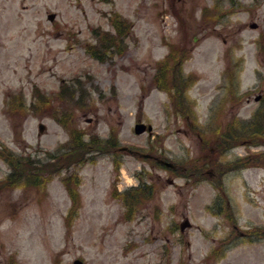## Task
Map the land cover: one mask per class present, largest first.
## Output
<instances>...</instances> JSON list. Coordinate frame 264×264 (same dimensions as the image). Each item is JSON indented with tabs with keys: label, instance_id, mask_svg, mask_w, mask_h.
I'll list each match as a JSON object with an SVG mask.
<instances>
[{
	"label": "rangeland",
	"instance_id": "1",
	"mask_svg": "<svg viewBox=\"0 0 264 264\" xmlns=\"http://www.w3.org/2000/svg\"><path fill=\"white\" fill-rule=\"evenodd\" d=\"M96 31L122 51L95 58ZM260 106L264 0H0V180L17 170L0 181V264H264V235L244 238L264 229V166L219 182L211 164L264 145L210 152Z\"/></svg>",
	"mask_w": 264,
	"mask_h": 264
},
{
	"label": "trees",
	"instance_id": "2",
	"mask_svg": "<svg viewBox=\"0 0 264 264\" xmlns=\"http://www.w3.org/2000/svg\"><path fill=\"white\" fill-rule=\"evenodd\" d=\"M122 23L123 22H121V20H118L116 17L113 19V26H114L115 30L117 31L116 35H118V37L120 36L119 30H120ZM97 32H99V31L95 32V35H97V38L99 39V41L97 43L98 45L97 46H91V45L89 46L88 45V49H91L89 52L95 58L102 60L104 55L108 54L107 53L108 50L120 49L119 45H118V43L120 42V39L117 38L115 35L109 34L107 31H101L102 32L101 35H99V33L97 34ZM121 51L122 50L120 49L118 51V53H120ZM173 54H174V52L171 51V55H173ZM168 59H169V56H168L167 60ZM166 61L164 60V61L160 62V66L157 70V73L154 75V81H155L154 83L156 85H159L160 87L165 81V79H163L164 77L161 75V72H162L163 65L165 64ZM161 63H163V64H161ZM172 82H173L174 86L180 87L181 83H180L179 78H175V79L173 78ZM61 88H63V86H61ZM172 97H174L173 94H172ZM250 120L248 122H245L241 126H237L236 128H230V126H229L227 129L224 130V132L221 133V137L219 136V134L222 130H220L218 136L214 140V143H211V145H213V147L211 146L210 152L212 153V152L218 150L219 151L218 154H220L224 150H226L227 148L229 149L230 146H233L232 141H234L235 139L239 138V139L243 140L246 137H249L251 139L253 136H257L255 138L258 140H261V142H254L253 141L254 145H258V144L264 145V106L258 107L254 111V113L252 115V119H250ZM112 139L113 138H110L108 140V143L112 142ZM231 142H232V144H231ZM83 144L85 145L84 142H83ZM83 144H82V142L75 141V144H73L70 149L77 150L79 148L78 150H82ZM67 151L65 152L66 156H68ZM86 152H89V151H86ZM18 159H20V161H21V160H27L28 158L27 157H18ZM211 164L215 167L216 175L218 177H220L219 182H221V178H222L223 174L225 172H227V170H229V169H235L237 167H244L248 164H254V165H259V166L263 165L264 166V150L255 153V155L253 157H250V158H247V157H246V159L245 158H240V159L238 158L234 161H231L230 163H220V162H218V159H214L211 162ZM48 165H52V164L48 163ZM48 165H43L45 171L47 170ZM33 168L34 167L26 166L22 169H28V170L32 171V170H34ZM190 168L192 169V171L194 172L195 175L198 173L205 174L206 167L202 166L198 163L194 162V164H192ZM16 171L17 170H15V171H13V173L9 174L4 179V181L7 180L8 177H10L11 175L16 174ZM20 171H24V170H20ZM218 171H221V172H218ZM187 173H190L189 170L187 171ZM34 174H36V173H34ZM202 174H200V176ZM17 177L19 180L22 177V178H25L24 181H33V178L29 177L28 175H25L24 172L18 173ZM37 177H38V175H37ZM2 182H3V180H2ZM144 188H146V189H144ZM130 189H131V192L129 191ZM147 189H148V186H146L144 182H141V184H139L137 186L128 188V191H124V192L115 191L116 192L115 195L119 194L122 197L126 193H131V195H137L139 192L143 193L144 190L147 191ZM132 190H134V191H132ZM68 192L73 198V203H72V205L68 211L66 219L72 215V212L75 210V208L77 206V203L75 201L74 194H73L74 191H72L71 189L68 188ZM124 198H125V196H124ZM133 207H134V205L130 204V208L129 207L126 208L127 210L125 211L124 218L130 219V217H131L130 216V209L132 210ZM252 231H253V234H250V235L247 234L246 236H244V238H251V237L259 238V236L263 237V235H264V229H262L260 226L255 227Z\"/></svg>",
	"mask_w": 264,
	"mask_h": 264
},
{
	"label": "water",
	"instance_id": "3",
	"mask_svg": "<svg viewBox=\"0 0 264 264\" xmlns=\"http://www.w3.org/2000/svg\"><path fill=\"white\" fill-rule=\"evenodd\" d=\"M49 18L52 19L53 18V14H49ZM43 128H44V125L39 124V130L42 131ZM151 128H152L151 125L147 126L148 130H151ZM145 129H146V125L144 123H142V122H137L134 125V132L135 133H142ZM189 225H190L189 221L187 219H185L184 222L181 223L180 229L183 230L186 226H189ZM73 264H82V261L79 260V259H76V260H74Z\"/></svg>",
	"mask_w": 264,
	"mask_h": 264
},
{
	"label": "flooded vegetation",
	"instance_id": "4",
	"mask_svg": "<svg viewBox=\"0 0 264 264\" xmlns=\"http://www.w3.org/2000/svg\"><path fill=\"white\" fill-rule=\"evenodd\" d=\"M162 164H164V163H162ZM164 165H165V164H164ZM165 166H166V165H165ZM170 168H171V169H173V168H175V166H174V165H172V166H170Z\"/></svg>",
	"mask_w": 264,
	"mask_h": 264
}]
</instances>
